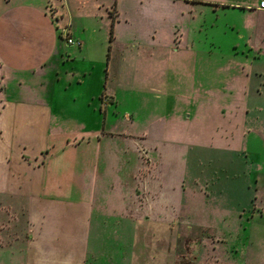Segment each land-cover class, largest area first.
Returning a JSON list of instances; mask_svg holds the SVG:
<instances>
[{
	"label": "crops",
	"instance_id": "1",
	"mask_svg": "<svg viewBox=\"0 0 264 264\" xmlns=\"http://www.w3.org/2000/svg\"><path fill=\"white\" fill-rule=\"evenodd\" d=\"M261 1L264 0H98L97 6L103 9L100 18L105 20L112 39L126 45V59L139 60L145 57L146 46L162 52L166 48L170 57L198 52L195 44L190 45L191 34L196 35L209 21L208 17H219L221 11L226 16L246 17L241 21L240 41L250 51L262 53ZM45 9V0H7L5 8H0L2 82L9 72L29 71L42 76L51 58L57 57L56 30L59 32L60 27H55L53 15ZM62 9L68 12L65 7ZM61 22L68 29L66 35L73 38L72 28L75 35H82L78 30L85 29L76 27L78 22L72 21L70 15H63ZM115 66L113 74L117 78ZM241 68L245 70V66ZM150 73L148 70L147 74ZM251 79L247 73L244 80L232 76V95L227 100L225 93L216 98L170 97L163 116L141 131L107 130L101 124H81L67 131L57 125L49 132L53 136L52 147L47 144L34 157H26L13 146L18 105L42 106L47 104L46 100L34 91L8 100L6 81L3 82L0 264H89L96 214L130 215L152 223L162 221L160 213H167L172 222V216L177 217L174 213L182 215L192 210L190 196L197 194L198 183L192 164L207 163L208 159H197L208 156L205 150L231 149L239 139L245 128L242 120L247 115ZM110 91L97 88L90 94L86 109L93 117L100 116L98 97L115 103ZM49 117L52 118L51 113ZM26 149L27 146L23 148ZM23 167L29 169L33 183H43L41 191L22 193ZM76 192L81 200L72 198Z\"/></svg>",
	"mask_w": 264,
	"mask_h": 264
},
{
	"label": "rangeland",
	"instance_id": "2",
	"mask_svg": "<svg viewBox=\"0 0 264 264\" xmlns=\"http://www.w3.org/2000/svg\"><path fill=\"white\" fill-rule=\"evenodd\" d=\"M6 3L0 0V8ZM45 4L55 27L61 28L56 30L57 57L51 58L42 76L9 72L3 81L8 100L34 91L47 103L18 105L13 146L26 157H34L47 144L52 147L49 132L57 125L67 131L81 124L141 131L163 116L170 97L216 98L225 93L227 100L232 95V76L244 80L247 73L252 77L239 139L231 149L205 150L208 156L197 159H208L207 163L192 164L198 178L197 194L190 196L192 210L179 216L174 213L177 217L172 216V222L167 213H160L162 221L152 223L130 215L96 214L89 264H264V52L250 51L241 43V21L246 17L226 16L223 11L219 17H208L202 30L191 34L190 45L195 44L197 53L170 57L166 48L162 52L146 46L145 57L136 60L126 59V45L114 41L105 28L98 0H45ZM63 15L78 22L76 27H85L78 30L82 35L71 29L81 47L65 39L68 29L62 26ZM3 74L0 70V91ZM97 88L112 90L115 103L98 97L100 116L95 118L86 106ZM30 177L29 169L23 167L24 195L42 190L43 183H33ZM72 198L81 200L77 192Z\"/></svg>",
	"mask_w": 264,
	"mask_h": 264
},
{
	"label": "built area",
	"instance_id": "3",
	"mask_svg": "<svg viewBox=\"0 0 264 264\" xmlns=\"http://www.w3.org/2000/svg\"><path fill=\"white\" fill-rule=\"evenodd\" d=\"M260 8H263L264 9V1H261ZM65 39L71 45H77L79 47L81 46V42L80 41H76L73 37H70L68 35H65Z\"/></svg>",
	"mask_w": 264,
	"mask_h": 264
},
{
	"label": "flooded vegetation",
	"instance_id": "4",
	"mask_svg": "<svg viewBox=\"0 0 264 264\" xmlns=\"http://www.w3.org/2000/svg\"><path fill=\"white\" fill-rule=\"evenodd\" d=\"M189 241V240H188ZM188 251V250H187Z\"/></svg>",
	"mask_w": 264,
	"mask_h": 264
}]
</instances>
